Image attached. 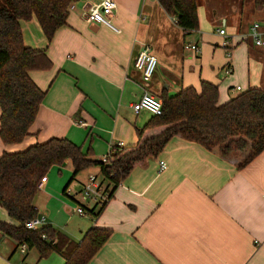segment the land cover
Instances as JSON below:
<instances>
[{
  "label": "crops",
  "instance_id": "1",
  "mask_svg": "<svg viewBox=\"0 0 264 264\" xmlns=\"http://www.w3.org/2000/svg\"><path fill=\"white\" fill-rule=\"evenodd\" d=\"M99 1L70 3L65 24L49 42L35 17L20 21L24 44L45 48L51 66L29 71L44 97L20 142L0 139V155L62 137L99 159L119 142L136 143V130L153 115L132 108L144 90L172 95L187 86L198 89L204 80L217 85L223 103L264 86V46L254 45L247 33L255 21L264 29V8L254 10L251 0H196L198 28L187 32L157 0H115L114 32L81 16ZM186 42L199 51L184 49ZM144 46L157 59L148 82L133 65ZM246 154L222 156L175 134L115 186L103 180L98 166L73 175L65 160L48 169L33 206L44 225L74 241L92 226L110 231L86 264H264V150L238 167ZM159 160L165 162L161 170ZM90 175L112 191L97 216L90 211H97L96 201L81 194ZM0 220L14 223L2 207ZM31 263L63 264L64 257L56 251L39 257L34 247L22 253L15 240L0 234V264Z\"/></svg>",
  "mask_w": 264,
  "mask_h": 264
},
{
  "label": "trees",
  "instance_id": "2",
  "mask_svg": "<svg viewBox=\"0 0 264 264\" xmlns=\"http://www.w3.org/2000/svg\"><path fill=\"white\" fill-rule=\"evenodd\" d=\"M74 1L0 0V139L4 144L20 142L27 135L44 97L45 92L34 83L29 71L51 66L45 48L24 44L20 21L35 17L49 42L54 31L65 24L68 7ZM157 1L184 31L198 28L196 0ZM251 3L254 10L264 8V0ZM158 98L160 114H153L136 130L134 145L112 146L108 164L62 137H51L20 151H3L0 207L14 223L0 220V232L17 244L24 242L27 247H34L39 257L56 251L64 257L63 264H86L107 239V228L92 226L80 240L74 241L51 225L32 230L23 224L37 214L33 206L37 184L52 165L68 160L73 175L98 166L103 180L115 186L134 163L156 154L175 134L208 150L216 148L222 156L247 149L238 167L264 150V88L248 87L218 103L217 85L202 80L198 89L187 86L172 95L163 92ZM111 192L110 189L108 198ZM105 203L96 212L90 211L97 216Z\"/></svg>",
  "mask_w": 264,
  "mask_h": 264
},
{
  "label": "built area",
  "instance_id": "3",
  "mask_svg": "<svg viewBox=\"0 0 264 264\" xmlns=\"http://www.w3.org/2000/svg\"><path fill=\"white\" fill-rule=\"evenodd\" d=\"M69 8H73V5H69ZM116 9V2L115 0H100L99 2L90 5L87 9L83 10L81 16L87 22H98L104 24L114 32H118V28L113 24L112 19L114 17ZM217 32L219 34H224V28H218ZM249 37L251 38L252 42L256 46H264V29L261 28V25L258 21L252 22L249 27ZM229 44L227 39H224L221 43L222 47H226ZM184 49H190L193 51H199V48L193 42H186L183 45ZM157 59L156 57L150 52L148 46H144L138 54L135 56L133 65L136 69L141 72V77L144 82H148L156 68ZM229 69V68H228ZM239 89V86L233 88V90ZM132 108L135 112L139 111L140 109H146L152 114H160L161 112V101L160 99L150 93L147 90H144L140 97L133 102ZM118 147H122V143L119 142L117 144ZM102 162L108 164L109 161V152L104 154L99 158ZM159 170L165 167V162L163 160H159ZM46 181V174L43 175L37 184V190L40 189L44 182ZM109 188L106 185H103L101 181H98L95 176L90 175L84 183L81 194L85 199H92L96 201L97 205L100 206L103 202H106L108 199ZM75 211L79 214H84L86 211L81 207H76ZM44 215L36 214L34 217L27 219L23 224L27 229H36L42 225H44ZM1 234V232H0ZM42 238H45V235H41ZM19 250L24 253L27 249V245L24 242L18 244ZM32 264V263H31Z\"/></svg>",
  "mask_w": 264,
  "mask_h": 264
},
{
  "label": "rangeland",
  "instance_id": "4",
  "mask_svg": "<svg viewBox=\"0 0 264 264\" xmlns=\"http://www.w3.org/2000/svg\"><path fill=\"white\" fill-rule=\"evenodd\" d=\"M242 29L243 30H245L246 29V27H245V24H243V27H242ZM247 33H249V31L247 32ZM261 88H264V86H260ZM25 149V148H24Z\"/></svg>",
  "mask_w": 264,
  "mask_h": 264
}]
</instances>
